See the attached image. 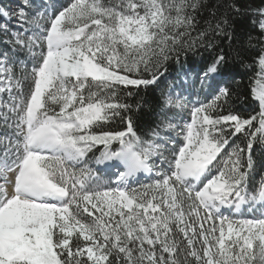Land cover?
Returning a JSON list of instances; mask_svg holds the SVG:
<instances>
[{
	"label": "snow or ice",
	"instance_id": "snow-or-ice-1",
	"mask_svg": "<svg viewBox=\"0 0 264 264\" xmlns=\"http://www.w3.org/2000/svg\"><path fill=\"white\" fill-rule=\"evenodd\" d=\"M42 8L0 6V264H264V178L252 179L253 144L264 145V38L255 115L229 106L223 50L191 86L181 75L189 55L231 38L248 6ZM252 14L264 37V7ZM170 67L180 81L138 134L129 113L140 104L128 100L159 87ZM196 84L215 93L210 102L189 99ZM117 120L122 130H106Z\"/></svg>",
	"mask_w": 264,
	"mask_h": 264
},
{
	"label": "trees",
	"instance_id": "trees-1",
	"mask_svg": "<svg viewBox=\"0 0 264 264\" xmlns=\"http://www.w3.org/2000/svg\"><path fill=\"white\" fill-rule=\"evenodd\" d=\"M14 0H0V6L7 8ZM68 0H37V3L44 5L41 11H44L49 6L53 7L52 12L62 5H65ZM223 0H204V3L211 7ZM232 2V0H229ZM240 3L248 6L250 14L242 16L237 19L234 27L235 32L230 33L231 38H224L217 36L214 41V47L208 51L201 49L197 55H189L185 61L183 68L184 72L181 73L186 79V86H191L197 74L212 60L213 56L223 50L229 54L228 64L224 68V76L222 77L224 83L221 86L229 87L233 95L229 100V106L238 111L242 115H255L260 111V103L253 96L252 90L256 87L255 80L256 74L259 72V65L254 63L256 59V52L259 51L257 41L264 38L261 35L259 28L260 17L252 14L256 9L264 7V0H240ZM204 18L211 19L208 16L207 9L202 11ZM3 22V21H2ZM3 47V44H0ZM180 76L177 75L175 67L169 68V73L166 78H162L159 87L141 86L138 89V96L128 100L129 103L135 104L137 101L140 104L139 108H134L131 115L134 127L138 130V134L143 135L144 132L149 130L152 121L155 119V99L160 95L162 90H168L169 85H175L180 81ZM177 92L180 90L177 89ZM196 95L201 101L207 103L212 99V92L204 88L200 89L199 84L195 85L194 89ZM124 125L119 121H114L106 130H122ZM241 147L244 146V138L236 141ZM98 154V153H97ZM168 156V153H165ZM252 159L254 161V170L252 172V179L258 186L259 181L264 178V145L259 142L253 144ZM98 170V169H97ZM105 179H108L105 175ZM147 182L142 179L141 183Z\"/></svg>",
	"mask_w": 264,
	"mask_h": 264
},
{
	"label": "rangeland",
	"instance_id": "rangeland-1",
	"mask_svg": "<svg viewBox=\"0 0 264 264\" xmlns=\"http://www.w3.org/2000/svg\"><path fill=\"white\" fill-rule=\"evenodd\" d=\"M18 2H19V0H14V2H12V4H10V5L14 7V6H16V4H18ZM46 10H47L48 13H51L52 10H53V7L49 6ZM0 22H2V21H0ZM185 95L187 96V93H185ZM189 99H199V98H198V97H195V98H193V97H189ZM199 100H200V99H199ZM186 103H187V101H186ZM191 106H192L191 104H188V108H191ZM184 115H185V116L188 115L187 110L184 111ZM225 214H226V215H229V213H227V212H226Z\"/></svg>",
	"mask_w": 264,
	"mask_h": 264
}]
</instances>
